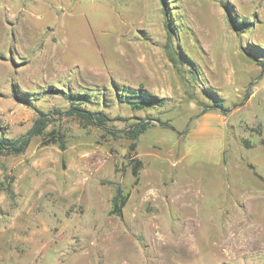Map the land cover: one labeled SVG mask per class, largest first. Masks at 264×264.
I'll return each instance as SVG.
<instances>
[{
	"label": "rangeland",
	"instance_id": "rangeland-1",
	"mask_svg": "<svg viewBox=\"0 0 264 264\" xmlns=\"http://www.w3.org/2000/svg\"><path fill=\"white\" fill-rule=\"evenodd\" d=\"M259 61L264 0H0V133L66 108V92L127 118L102 128L54 114L45 133L64 149L33 136L23 153H0V181L12 179L0 264H264ZM135 90L165 102L132 108ZM211 98L221 128L195 116ZM151 117L173 127L149 126L131 149L128 124Z\"/></svg>",
	"mask_w": 264,
	"mask_h": 264
},
{
	"label": "trees",
	"instance_id": "trees-1",
	"mask_svg": "<svg viewBox=\"0 0 264 264\" xmlns=\"http://www.w3.org/2000/svg\"><path fill=\"white\" fill-rule=\"evenodd\" d=\"M165 29L167 31L168 38H172V34L170 33V28L167 22H165ZM164 48L166 49V53L169 57V61L173 64L174 67H177V69H181L180 66V60L178 58V52L174 49L168 48V45H164ZM183 54V53H182ZM190 61V58H188ZM260 65H264L263 61L258 62ZM56 90V89H55ZM136 93L134 95V100L132 99V96H127L124 101L127 100V102L130 104L132 108H138V109H145L146 107H149V105H158L162 106L165 102L164 97H159L154 94H148L145 90H135ZM60 92V90H59ZM63 93V92H62ZM65 93V92H64ZM66 98L69 100V105L66 108H54L51 110L50 113H44L43 111L38 110L37 111V117L34 119L33 124L30 128H28L24 133L16 136V137H7L4 135V132L0 133V153H7V154H21L23 153L29 143L30 139L33 136H42V143L43 145L49 144V143H59V147L61 149H64V138L59 136L58 134H54V130H49L45 133V129L52 121L53 118H51V115H58L61 116H74L78 118L79 120L83 121L85 124L98 126V127H106L107 122L113 120V119H121V120H127V118L124 117H113L111 118L103 108L98 109H91L90 107L92 105L99 104L98 99L93 97V94L91 96V99L88 98L86 100H83V96H86V94L83 93H65ZM131 97V98H130ZM203 108L200 109V111L195 115L198 116L201 113H204L210 109H220L223 113L226 111L224 104L222 101H215L213 98H211L210 102H204L199 104ZM204 105V106H203ZM155 123L160 124L161 126H170L173 127L170 124V119L162 120L159 117L155 118H145V119H138L137 121H133L128 124L127 129L125 130L126 135L133 140L132 144H130V148L135 147L134 140L138 137V135L142 134L146 131V129L149 126L155 125ZM188 126L181 132L185 133ZM137 165H140V161H137ZM133 174L136 176L137 174V167H134L132 170ZM12 179H9L8 182H2L0 181V190L6 191L10 196H12V185L11 182ZM127 194L123 195L122 191L119 187L116 188L115 194L112 197V206L110 209V213L120 215L121 208L126 203Z\"/></svg>",
	"mask_w": 264,
	"mask_h": 264
},
{
	"label": "crops",
	"instance_id": "crops-1",
	"mask_svg": "<svg viewBox=\"0 0 264 264\" xmlns=\"http://www.w3.org/2000/svg\"><path fill=\"white\" fill-rule=\"evenodd\" d=\"M212 110V109H211ZM211 110H208V111H211ZM208 111H206L204 114L205 116H203L204 118H206V116H213V117H216L217 119V125L221 128L222 127V122H223V115L221 114V112L219 110H217V112L212 111L211 114L210 113H207ZM215 119V120H216Z\"/></svg>",
	"mask_w": 264,
	"mask_h": 264
}]
</instances>
